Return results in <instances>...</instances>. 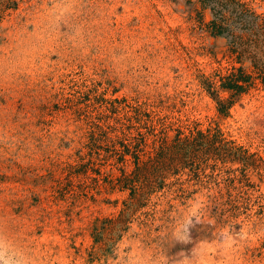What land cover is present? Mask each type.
I'll use <instances>...</instances> for the list:
<instances>
[{
    "label": "rangeland",
    "instance_id": "obj_1",
    "mask_svg": "<svg viewBox=\"0 0 264 264\" xmlns=\"http://www.w3.org/2000/svg\"><path fill=\"white\" fill-rule=\"evenodd\" d=\"M246 1L264 15V0ZM0 3V264H264V80L244 61L252 84L219 111L230 93L217 79L241 63L210 33L208 7ZM152 127L230 139L249 165L183 168L118 231L123 143L148 150ZM218 145L197 153L224 157Z\"/></svg>",
    "mask_w": 264,
    "mask_h": 264
},
{
    "label": "trees",
    "instance_id": "obj_2",
    "mask_svg": "<svg viewBox=\"0 0 264 264\" xmlns=\"http://www.w3.org/2000/svg\"><path fill=\"white\" fill-rule=\"evenodd\" d=\"M199 1L212 13V18L208 23L210 33L229 39L230 49L237 61L241 63L239 67L226 75H220L217 79L220 89L230 93L226 100L218 99L219 111L226 112L233 97L247 91L252 84L251 74L243 70L244 61L249 60L253 70L261 73L260 76L264 80V15L258 13L246 0ZM206 82L208 84L206 88L209 90L213 82ZM154 128L152 127L150 132ZM151 134L153 141L151 145L148 144L151 147L148 150L143 149L138 143H123L126 149L120 154L122 174L118 176L117 181L122 188L129 189L130 196L125 201L126 207L122 209L118 218L113 221L108 220L111 227L118 228V231H122V227L119 226L130 218L128 215L125 217L126 211L132 210L134 206L144 205V200L154 192L162 190L165 194L171 191L172 185L178 180L177 177L171 180L172 174L176 175L183 168L194 166L202 168L208 165L210 159L221 162L241 160L247 163V157H249L245 156V149L235 144L234 141L218 136L217 140L212 136L213 134L202 130L191 129L187 133L179 131L174 136H170L166 128L162 127L158 132L152 131ZM135 138L132 136L133 140ZM216 142L219 143L216 148L221 149L224 157H199L198 151L205 148L210 149ZM126 154L133 158L132 161L135 164L130 172L124 167L128 160L125 157ZM144 154L147 157H142ZM248 165L249 163H244L243 173ZM177 189L182 192L186 191L182 186ZM101 229L105 230L106 226L103 225Z\"/></svg>",
    "mask_w": 264,
    "mask_h": 264
},
{
    "label": "bare ground",
    "instance_id": "obj_3",
    "mask_svg": "<svg viewBox=\"0 0 264 264\" xmlns=\"http://www.w3.org/2000/svg\"><path fill=\"white\" fill-rule=\"evenodd\" d=\"M5 258H6L7 262H8L7 264H14V263L12 262V258H11L10 255H6Z\"/></svg>",
    "mask_w": 264,
    "mask_h": 264
}]
</instances>
